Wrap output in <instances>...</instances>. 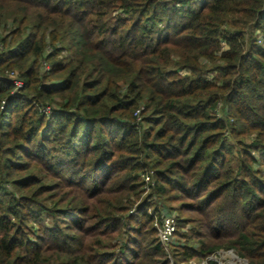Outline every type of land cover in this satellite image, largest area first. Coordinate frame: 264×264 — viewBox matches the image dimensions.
I'll return each instance as SVG.
<instances>
[{
    "label": "trees",
    "instance_id": "16d2710c",
    "mask_svg": "<svg viewBox=\"0 0 264 264\" xmlns=\"http://www.w3.org/2000/svg\"><path fill=\"white\" fill-rule=\"evenodd\" d=\"M227 248L264 258V0H0V264Z\"/></svg>",
    "mask_w": 264,
    "mask_h": 264
},
{
    "label": "rangeland",
    "instance_id": "374dc122",
    "mask_svg": "<svg viewBox=\"0 0 264 264\" xmlns=\"http://www.w3.org/2000/svg\"><path fill=\"white\" fill-rule=\"evenodd\" d=\"M45 113L47 115H50L51 114V111L50 110H47V108H46L45 109ZM149 184L150 185H147L145 183V185L142 186V189L144 190V192L142 193L143 194L142 195V198H147L148 201H150V202L153 201V202H158V203L162 204V202L159 200L158 197H156V195L153 194L152 197H150V194H152L153 191H154V188L153 187H154L155 183L154 182H149ZM45 202H50V200H47V201L45 200ZM163 202H164V200H163ZM165 202H166V205H167V207H166L167 208L166 214H175V215H180V216H184V217L191 215V213H189L187 211H181L179 209L178 205H177L178 204L177 202H172L171 203V202H168L166 200H165ZM161 209H163V207H161ZM152 210H153L152 208H149V211L150 212H152ZM156 220H160L159 217H156ZM155 221H154V225H155ZM189 229H190V225H188L187 227L184 228V230H187V231ZM177 230H180V229H178V227L176 226V231ZM176 231H175V233H176ZM175 233L173 235V240H176V239L179 240L180 238H178V236L176 237ZM158 234H159V231H158ZM171 242H169L168 244H164L163 243V245L165 246V248L167 250H170L171 249V247H170V243ZM181 242H183V241H181ZM210 257H212L211 260H215L217 264H249V261L247 259H243V258H241L238 255V251H236L235 249H230V248H227V249H224V250L215 252ZM210 257H208V258H210ZM208 258L205 259V260H194V261L197 262V263H202V262L208 260ZM184 262L185 261H182L180 263H184ZM207 262H208L207 264H209V260ZM259 264H264V258L261 259V261L259 262Z\"/></svg>",
    "mask_w": 264,
    "mask_h": 264
},
{
    "label": "built area",
    "instance_id": "2783aa9c",
    "mask_svg": "<svg viewBox=\"0 0 264 264\" xmlns=\"http://www.w3.org/2000/svg\"><path fill=\"white\" fill-rule=\"evenodd\" d=\"M15 84L18 87H20L23 85V82L17 80L15 81ZM47 110L51 111V108L48 107ZM144 180L147 185H150L149 182H153L149 174H145ZM155 226L158 228L161 241L164 244H168L169 242L173 240V235L176 231V226H177L176 215L175 214H165V216H163L162 219L155 221ZM211 259L212 257L208 258L209 261ZM208 260L202 263H197L194 260H189V261H185L184 263H180V264H207Z\"/></svg>",
    "mask_w": 264,
    "mask_h": 264
}]
</instances>
